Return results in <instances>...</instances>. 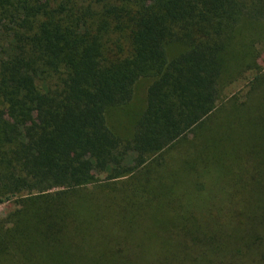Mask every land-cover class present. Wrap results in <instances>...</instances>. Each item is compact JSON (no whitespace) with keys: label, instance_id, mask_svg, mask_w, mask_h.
<instances>
[{"label":"trees","instance_id":"1","mask_svg":"<svg viewBox=\"0 0 264 264\" xmlns=\"http://www.w3.org/2000/svg\"><path fill=\"white\" fill-rule=\"evenodd\" d=\"M10 200L0 264H264V0H0Z\"/></svg>","mask_w":264,"mask_h":264},{"label":"rangeland","instance_id":"2","mask_svg":"<svg viewBox=\"0 0 264 264\" xmlns=\"http://www.w3.org/2000/svg\"><path fill=\"white\" fill-rule=\"evenodd\" d=\"M241 88V85L234 86L233 88H230V91L233 92L235 90H238ZM13 208V200L5 201L0 204V217L5 216L10 210Z\"/></svg>","mask_w":264,"mask_h":264}]
</instances>
